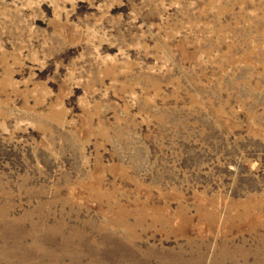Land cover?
Here are the masks:
<instances>
[{"label":"rangeland","instance_id":"rangeland-1","mask_svg":"<svg viewBox=\"0 0 264 264\" xmlns=\"http://www.w3.org/2000/svg\"><path fill=\"white\" fill-rule=\"evenodd\" d=\"M0 264H264V0H0Z\"/></svg>","mask_w":264,"mask_h":264},{"label":"bare ground","instance_id":"bare-ground-1","mask_svg":"<svg viewBox=\"0 0 264 264\" xmlns=\"http://www.w3.org/2000/svg\"><path fill=\"white\" fill-rule=\"evenodd\" d=\"M7 209V208H6ZM37 235V234H36Z\"/></svg>","mask_w":264,"mask_h":264}]
</instances>
